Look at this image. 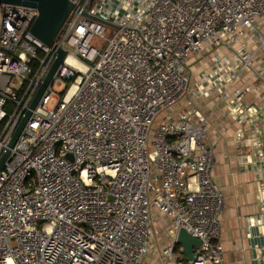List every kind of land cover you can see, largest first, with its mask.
Here are the masks:
<instances>
[{"label": "built area", "instance_id": "2783aa9c", "mask_svg": "<svg viewBox=\"0 0 264 264\" xmlns=\"http://www.w3.org/2000/svg\"><path fill=\"white\" fill-rule=\"evenodd\" d=\"M70 1L61 68L12 147L56 52L29 32L36 8L0 3V264H224L223 195L195 99L215 95L258 143L252 85L239 81L252 71L264 83V0ZM202 52L196 77L190 55ZM260 204L247 222L264 228V186ZM180 228L201 241L190 260ZM160 232L168 241L153 243Z\"/></svg>", "mask_w": 264, "mask_h": 264}, {"label": "crops", "instance_id": "0c3cea01", "mask_svg": "<svg viewBox=\"0 0 264 264\" xmlns=\"http://www.w3.org/2000/svg\"><path fill=\"white\" fill-rule=\"evenodd\" d=\"M252 85L245 102L258 110L261 134L258 143L250 136L254 127L240 123L227 114L223 102L215 95L196 97L206 117V142L212 146L211 177L223 195L220 214L221 247L224 264H264V228L249 225L248 217L261 212L264 186V83L252 71L243 72L239 85ZM154 237L152 238L153 242Z\"/></svg>", "mask_w": 264, "mask_h": 264}, {"label": "water", "instance_id": "95a60500", "mask_svg": "<svg viewBox=\"0 0 264 264\" xmlns=\"http://www.w3.org/2000/svg\"><path fill=\"white\" fill-rule=\"evenodd\" d=\"M0 3L15 4L34 7L38 14L33 21L29 32L40 41L43 45L55 49V58L39 85L33 99L28 108L22 115L15 131L8 143V147H12L23 128L25 127L32 111L39 104L42 95L51 86L53 79L61 68L66 50L55 43V38L66 21L69 13L74 9V3L70 0H0ZM71 78V76H69ZM8 155V150L2 153L0 157V169ZM176 243L182 246V253L187 260L192 258L193 248L199 246L201 241L190 235L185 229L180 228L176 235Z\"/></svg>", "mask_w": 264, "mask_h": 264}, {"label": "rangeland", "instance_id": "374dc122", "mask_svg": "<svg viewBox=\"0 0 264 264\" xmlns=\"http://www.w3.org/2000/svg\"><path fill=\"white\" fill-rule=\"evenodd\" d=\"M211 53H214V51H211ZM191 63H189L190 70L193 71L195 76L197 77L199 75V72L205 71L208 67L210 62L208 61L210 58V53L209 52H202L201 54L198 55H190V60L192 59ZM66 88V81L62 79V83L60 85H54L52 87L53 93L57 96H60L61 93L65 90ZM56 102V97H52L49 101V106H53ZM168 241V236L160 232L156 236H154L153 243H165ZM177 246H180L177 244ZM153 258L152 254L148 255L146 257L145 262L150 263V260Z\"/></svg>", "mask_w": 264, "mask_h": 264}, {"label": "bare ground", "instance_id": "6f19581e", "mask_svg": "<svg viewBox=\"0 0 264 264\" xmlns=\"http://www.w3.org/2000/svg\"><path fill=\"white\" fill-rule=\"evenodd\" d=\"M68 62L76 65V67H80V66H78V63L75 61V59L72 56H70L68 58Z\"/></svg>", "mask_w": 264, "mask_h": 264}, {"label": "trees", "instance_id": "16d2710c", "mask_svg": "<svg viewBox=\"0 0 264 264\" xmlns=\"http://www.w3.org/2000/svg\"><path fill=\"white\" fill-rule=\"evenodd\" d=\"M66 82L68 83L69 81H68V80H66Z\"/></svg>", "mask_w": 264, "mask_h": 264}]
</instances>
